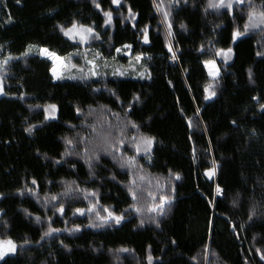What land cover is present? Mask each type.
Instances as JSON below:
<instances>
[{
  "label": "trees",
  "instance_id": "1",
  "mask_svg": "<svg viewBox=\"0 0 264 264\" xmlns=\"http://www.w3.org/2000/svg\"><path fill=\"white\" fill-rule=\"evenodd\" d=\"M96 3L0 0V63L12 57L0 67V240L17 245L0 264H264V31L231 38L243 31L247 0L231 12L209 0ZM73 21L99 34L87 52L61 31ZM41 47L66 59L62 78ZM228 47L230 59L216 55ZM206 60L219 67L215 79ZM109 131L118 152L103 151ZM141 134L155 138L147 153L134 147ZM131 156L136 165L121 167ZM162 195L172 197L164 214L149 211ZM105 208L124 218L100 221ZM50 228L58 231L45 235Z\"/></svg>",
  "mask_w": 264,
  "mask_h": 264
},
{
  "label": "snow or ice",
  "instance_id": "2",
  "mask_svg": "<svg viewBox=\"0 0 264 264\" xmlns=\"http://www.w3.org/2000/svg\"><path fill=\"white\" fill-rule=\"evenodd\" d=\"M17 3L20 2V0H16ZM93 3H96V0H93ZM112 3L114 4H119L120 0H112ZM155 3V0H154ZM245 3V0H209L208 3V8L211 9H216V10H220V9H224L226 8L229 12L232 11L234 4L236 5H243ZM248 3V11H247V20L243 25V31H241L239 28H235L232 31V41H236L239 37L244 36L245 33L249 32L252 29H261L262 31H264V0H262L261 2V8L260 10L256 9L255 4L253 3V0H247ZM97 7H100V5L98 3H96ZM157 10L160 11L162 8V3L160 4H156L155 5ZM129 12H131V9H129ZM165 20H167L168 16L170 15V13L168 11H164L163 13ZM104 16L106 17L104 23L105 24H111L112 23V12L111 11H106L104 13ZM171 24H168V29L169 32L168 34L171 35ZM181 27H183V25H181ZM61 31L64 33L65 36H68L72 39H75L76 37H79L81 41H85L89 38V36L95 34L97 36V38H99V34L95 33L94 28L85 25V24H78V22L73 21L71 26L68 28H65L63 26H61ZM144 40L147 42L148 41V33H147V28L144 29V36H143ZM125 47L130 48L131 45H126ZM33 48L32 45H29L28 50L31 51ZM117 51H120V49H117ZM169 51H172L171 46H169ZM40 52L43 56L52 58L54 61L59 62V67L60 68H66L68 67V64L64 63L65 58L61 57L59 55H57L56 52L54 51H50L48 48H41ZM233 52V49L231 47H228L227 49L221 48L218 49L216 51V55L218 56H224L225 59H230L231 58V53ZM28 53H24V55H27ZM71 55V54H70ZM141 55H137L135 57V59L137 61H139L141 59ZM257 55L260 56H264V52H258ZM12 59L11 56L5 57L3 62L0 63V67H3L4 64L8 63V60ZM70 59V56H69ZM173 59H175V56H173ZM89 64H93L94 61H88ZM205 66L208 68L209 71V75L212 76L214 79L219 75V70L216 68V63L214 60H206L204 61ZM72 67H75V65H71ZM52 73H53V77L54 78H62L60 71L58 70V65L56 63L53 64V67L51 69ZM81 71H83L81 69ZM114 74H118L123 76L124 72H119V73H114ZM92 75H97V73L95 71L92 72ZM249 75L251 78V69H249ZM213 87V85L211 84H207L205 85V92L208 93V95L205 96V99H209L211 96H215L216 93L215 91H210V89ZM3 92V87L2 85H0V93ZM261 108H264V104L260 105ZM49 109L51 110V112L49 111ZM56 109V105H49L48 108L45 109L46 112V118L48 115L50 114H54ZM77 111H79V109H77ZM233 123H235L233 121ZM128 124L131 125V127L133 129H137L139 128V126L133 122V121H128ZM191 122L189 123V127H191ZM125 128L127 127V125L124 126ZM30 130V129H28ZM119 131L121 132V137H123V133H124V128L119 129ZM112 135L111 131L103 133L102 134V138H103V142L106 145L103 148V151H105L106 153L109 151V149L111 148H115L116 151L118 152L119 149L116 148V146L114 144H112L109 141V137ZM154 137L151 136H146V135H134L132 137V140L134 141V147L137 153H139L141 150H143L144 152H149L151 150L152 144L154 142ZM124 139L121 138L119 140V144L123 145L124 144ZM68 144H72L71 140L67 141ZM93 155H96V158L99 159V156L96 153H93ZM113 158L115 159V156H113ZM136 165V158L134 156L131 157H127V159L125 161H123L121 163V167H134ZM215 165H216V161H213V168L207 169L206 170V174L209 175L210 177L213 176L215 174ZM170 174H171V170ZM175 178L178 180L180 179V174L179 173H175ZM140 180H144L145 177L144 176H140L139 177ZM36 181L33 180V184H35ZM157 183L159 184V181H157ZM132 184H136V181L133 180ZM161 187H163V185H160ZM68 191H71V188L68 189ZM132 197L134 200L137 199V193L135 191H133L132 188L129 189ZM216 192L220 193L222 192V189L219 185H217L216 187ZM92 195H95V193L93 192ZM149 195H152L151 193H149ZM53 199H55V197H53ZM172 197L171 196H165L162 195L160 197L159 203L158 204H153L150 208L149 211L151 212H157L158 214H164L165 212V205L167 203H169L171 201ZM130 207L134 208L136 212H140L141 209L139 207H137L135 204L131 205ZM95 209V205H91L88 209V211H93ZM60 212L64 211L63 206L60 207L59 209ZM85 211V209L83 208H77L76 212L79 213H83ZM105 211L107 212V216H103L100 214V212H96V216L99 218L100 221L106 223L108 222L109 219L114 218L116 220L117 223H119L124 217L123 216H117L115 215V213H113L112 211H109L107 208H105ZM252 216H249V219H251ZM39 219V218H38ZM144 221L141 220V224H143ZM94 227L100 226V225H93ZM76 229H79V225L75 226ZM54 231H58V229H52L50 228L48 232L45 233V235H49L51 232ZM71 231V230H70ZM24 243H29L28 240H25ZM17 248V245L15 244L14 241H12L10 238L9 239H5V240H0V258H2L6 253H11V252H15ZM124 251H127V249H123ZM261 259H264V256H261ZM149 260V264H151L152 258L151 256L148 258Z\"/></svg>",
  "mask_w": 264,
  "mask_h": 264
},
{
  "label": "rangeland",
  "instance_id": "3",
  "mask_svg": "<svg viewBox=\"0 0 264 264\" xmlns=\"http://www.w3.org/2000/svg\"><path fill=\"white\" fill-rule=\"evenodd\" d=\"M79 24V23H78ZM89 26V25H88ZM68 27H70V26H68ZM68 27H65V28H68ZM91 27V26H90ZM93 28V27H92ZM95 30V29H94ZM63 33V32H62ZM95 33H97L96 31H95ZM63 35H64V33H63ZM65 36V35H64ZM67 39H69L70 41H72V42H74V43H76L79 47H78V50H80V52H82V51H86L87 52V46H90L93 42H95L98 38H97V36L95 35V34H93V35H91V36H89V38L87 39V40H85V41H81L80 40V38L79 37H76L75 39H72V38H70V37H68V36H65ZM37 52L39 53L40 52V48H38L37 49ZM126 53V52H125ZM58 55V54H57ZM60 56V55H59ZM62 57V56H61ZM49 58V57H48ZM51 61H52V64H54V63H56L57 65H58V70L60 71V73H61V71L63 70V68H60L59 67V62H56V61H54L52 58H49ZM83 61H85L86 62V64L87 65H90V67H91V70H92V72L93 71H95L96 72V68H97V65L95 64V61L93 60V59H91V58H86V55H84L83 56ZM88 61H94V63L93 64H89L88 63ZM118 62V61H117ZM64 63H66L67 64V61H66V59H65V61H64ZM216 63V62H215ZM119 64H121L120 63V61H119ZM132 65L131 64H127V67H131ZM53 67V66H52ZM69 67H71V66H69ZM116 70L117 71H120V72H123V70L124 69H122L119 65H117L116 67ZM205 68H206V70H207V72H208V74H209V71H208V68L205 66ZM216 68L219 70V67L217 66V64H216ZM52 69V68H51ZM51 74H52V77H53V73H52V71H51ZM210 76V75H209ZM212 77V76H211ZM53 79H56V78H54L53 77ZM0 85H2V87H3V81H2V75L0 74ZM3 94V92L2 93H0V96ZM49 105H53V104H49ZM49 105H46L45 107H44V112H45V109L46 108H48V106ZM55 105V104H54ZM49 111L51 112V110L49 109ZM57 111H58V108H57V106H56V109H55V112H54V114H50V115H48L47 116V119H52V118H55L56 117V115H57ZM45 118H46V112H45ZM209 176V175H208ZM210 177V176H209ZM212 177V176H211ZM11 253H14V252H11ZM11 253H6L5 255H7V254H11ZM4 255V256H5ZM3 256V257H4ZM2 257V258H3ZM2 258H0V260L2 259Z\"/></svg>",
  "mask_w": 264,
  "mask_h": 264
},
{
  "label": "water",
  "instance_id": "4",
  "mask_svg": "<svg viewBox=\"0 0 264 264\" xmlns=\"http://www.w3.org/2000/svg\"><path fill=\"white\" fill-rule=\"evenodd\" d=\"M41 48H43V47H41ZM41 48H40V49H41ZM39 55H40L41 57H46V56H43V55L41 54V52H39Z\"/></svg>",
  "mask_w": 264,
  "mask_h": 264
},
{
  "label": "built area",
  "instance_id": "5",
  "mask_svg": "<svg viewBox=\"0 0 264 264\" xmlns=\"http://www.w3.org/2000/svg\"><path fill=\"white\" fill-rule=\"evenodd\" d=\"M217 193V192H216Z\"/></svg>",
  "mask_w": 264,
  "mask_h": 264
}]
</instances>
